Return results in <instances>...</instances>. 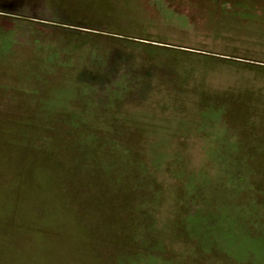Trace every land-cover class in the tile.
I'll return each mask as SVG.
<instances>
[{
	"label": "rangeland",
	"instance_id": "1",
	"mask_svg": "<svg viewBox=\"0 0 264 264\" xmlns=\"http://www.w3.org/2000/svg\"><path fill=\"white\" fill-rule=\"evenodd\" d=\"M0 264H264V0H0Z\"/></svg>",
	"mask_w": 264,
	"mask_h": 264
}]
</instances>
